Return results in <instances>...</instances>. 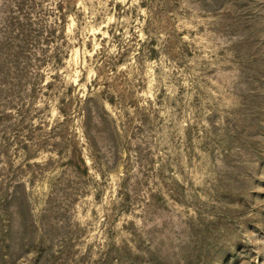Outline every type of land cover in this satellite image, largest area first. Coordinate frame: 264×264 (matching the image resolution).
<instances>
[{"label":"rangeland","instance_id":"rangeland-1","mask_svg":"<svg viewBox=\"0 0 264 264\" xmlns=\"http://www.w3.org/2000/svg\"><path fill=\"white\" fill-rule=\"evenodd\" d=\"M0 264H264V0H0Z\"/></svg>","mask_w":264,"mask_h":264}]
</instances>
